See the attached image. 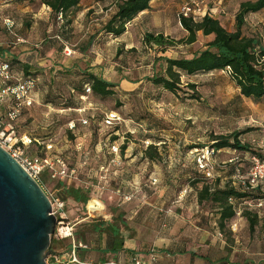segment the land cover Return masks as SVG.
<instances>
[{
    "label": "rangeland",
    "instance_id": "1",
    "mask_svg": "<svg viewBox=\"0 0 264 264\" xmlns=\"http://www.w3.org/2000/svg\"><path fill=\"white\" fill-rule=\"evenodd\" d=\"M120 1L81 0L78 7L62 17L52 15L42 0H0V48L28 64L38 77L35 105L32 104L30 111L18 121L19 132L33 140L25 153L47 156L54 162L57 158L64 160L80 176L71 182L74 187L78 184L98 186L104 179L98 177L95 182L94 177L85 184L78 173L77 163L84 156L83 149H78L79 142L85 141L93 150L101 143L104 150L100 153L106 152L105 144L128 143L137 148L132 151L138 153V158L149 160L146 164L139 161L137 165L141 171L133 182L135 190H154L152 184L161 185L162 180L167 181L166 185L172 190L195 188L192 178L197 174L212 184L214 179L208 178L195 160L202 149L211 148L212 138L217 134L240 132V140L250 144L262 158L256 156L264 159V101L256 103L242 96L227 73L183 75L182 89L177 93L148 79L153 74L156 56L191 57L211 39L200 34L196 43L177 44L163 53L156 46L141 44L140 28L134 27L135 45L126 46L103 30ZM242 1L245 0H208L207 6L227 29L234 30ZM186 2L163 0L154 7V11L159 10L175 20L167 30L170 38L179 39L181 35L179 14ZM244 33L260 36L264 44V9L247 15ZM88 65L90 70L110 81H123L116 95L104 99L90 94L82 100L77 91H72L80 82L79 69ZM187 84H195V90ZM194 91L198 92V98L190 97ZM64 100L71 102V107L54 105ZM6 104L0 109L4 110ZM11 105L9 101L8 106ZM111 111L117 112L121 121L108 127L103 119L105 113ZM149 146L157 153L154 160L147 156ZM120 151L119 148L117 154ZM93 156L97 157L96 153ZM252 156L241 150L229 149L220 155L216 151V173L219 167H225L218 159L223 157L233 159L237 169L247 175ZM107 157L106 153L105 158L109 160ZM41 179L50 198L58 196L65 201V222L74 224L75 238L84 237L87 215L83 204L68 203L69 199H64L62 179L53 177L49 170L44 171ZM70 209H75V213H70ZM70 244V238L55 240L53 250L67 252Z\"/></svg>",
    "mask_w": 264,
    "mask_h": 264
},
{
    "label": "crops",
    "instance_id": "2",
    "mask_svg": "<svg viewBox=\"0 0 264 264\" xmlns=\"http://www.w3.org/2000/svg\"><path fill=\"white\" fill-rule=\"evenodd\" d=\"M161 1L163 0H152L150 8L131 20L129 22L131 28L127 25L121 36L106 34L129 47L135 45L132 38L135 28H140L141 44L146 33H161L168 36L167 30L175 24V20L167 18L159 10L154 11L155 5H160ZM200 34L203 35L199 32L198 35ZM186 35L187 31L182 27L179 39ZM206 37L211 39V36ZM163 53H167V49ZM91 71L97 74L96 71ZM97 75L105 78L101 74ZM37 90L36 88L34 96H37ZM89 96L90 94L87 98ZM6 105L4 110L0 109L1 114L7 110L8 103ZM241 142L244 143L242 140ZM113 144L116 143L105 144L106 152L101 153L100 151L104 150L101 143L95 146V150L94 147L86 145L85 141L83 144L80 141L78 145V149H83L84 153L83 159L77 163L78 173L85 184L92 182L91 179L94 177L97 178L95 182L98 181V177L100 180L104 179L102 184L98 186L78 184L74 187L71 182L80 177L76 169L73 176L60 182L64 192L65 186H73L89 194L88 202L84 205L87 215L84 217L87 218L85 220L87 222L84 223L85 236L78 237L88 246L78 251L82 261L99 263L115 259L128 262L133 256H137L143 264H152L151 255L155 253L157 255L155 264H264V185L251 189L241 186L240 181L236 179V172L239 169L232 162L233 159L218 158L225 167L218 168L212 184H217L220 188L229 184L237 191L249 193L250 196L243 200L234 198L233 203L229 201L234 206L235 215L226 222V231L223 232L219 227V203L211 199L200 201L197 187L172 190L166 185L167 181L162 180L161 185L152 184L154 190H135L133 182L141 171L137 165L139 161L146 164L149 160L145 157L138 158V153L132 151L137 148L128 143L116 144L121 151L119 154L114 153L109 147ZM229 149L232 148L218 150L219 155ZM94 153L97 157L93 156ZM106 153L109 160L105 158ZM102 166L106 171L101 169ZM129 195L130 200L126 199ZM251 202L255 205L262 203V206L248 207L247 203ZM68 203L76 204L72 199H69ZM244 211L257 215L254 231L250 230L249 222L243 215ZM69 212L75 213V209H70ZM83 219L80 223L84 221ZM94 221L116 223L120 229L123 247L111 252L109 250L113 241L111 235L89 231L88 226Z\"/></svg>",
    "mask_w": 264,
    "mask_h": 264
},
{
    "label": "trees",
    "instance_id": "3",
    "mask_svg": "<svg viewBox=\"0 0 264 264\" xmlns=\"http://www.w3.org/2000/svg\"><path fill=\"white\" fill-rule=\"evenodd\" d=\"M81 0H42L54 16L61 15L66 17L68 12L78 7ZM152 0H121L116 4V9L103 26L106 33L115 37L121 36L127 29V24L133 20L139 13L150 8ZM264 9V0H245L239 5L235 16V29H227L217 17L211 14L205 15L202 19L194 21L191 18L180 17V24L187 31V35L180 39L170 38L164 34L146 33L144 43L160 51L175 46L177 44H192L197 41L198 33L204 36H211V40L205 44V47L191 57H169L156 56L153 62V74L148 77L155 85L177 93L182 89L183 75H196L199 73L224 72L227 73L235 85L239 88L240 94L246 98L259 103L264 101V44L260 36L246 35L244 26L246 17L250 13H257ZM8 54H6L7 52ZM0 48V59L9 62L14 73L23 78H36L37 75L32 72L31 67L19 60L8 50ZM80 82L72 91H77L79 96L92 94L101 98L114 96L120 81H110L102 76L95 74L90 70L89 65L79 69ZM124 79V78H123ZM195 90V84H187ZM90 88V93H86V88ZM191 98H198V92L194 91ZM54 103L53 100H47ZM57 103L54 105L63 108L71 107V102ZM34 106V105H32ZM32 106H26L22 110V115L30 111ZM21 115V116H22ZM17 127L18 122H17ZM240 132L234 131L230 134H217L212 138L211 148L215 151L224 148L242 150L252 155H259L258 152L248 143H242ZM193 147V146H191ZM203 147V146H202ZM153 146L147 149V156L150 159H156V151H152ZM193 185L199 188V200L211 199L219 203V227L221 231H226V222L235 215L234 206L229 203V198L243 200L250 196L249 193L237 191L233 186L227 184L220 188L217 184H209L204 181L202 176L197 174L193 178ZM64 199H72L77 204L83 206L88 202L89 194L81 188L66 187ZM243 215L247 218L250 230L254 231L257 223V215L244 211ZM89 231L107 233L113 237L109 247L111 252L117 251L123 247L120 239V229L114 222H92L88 226ZM77 241H80L77 239ZM55 239L52 237L49 250H53ZM70 249V246H69ZM81 249V248H80ZM78 249L77 252L80 250Z\"/></svg>",
    "mask_w": 264,
    "mask_h": 264
},
{
    "label": "built area",
    "instance_id": "4",
    "mask_svg": "<svg viewBox=\"0 0 264 264\" xmlns=\"http://www.w3.org/2000/svg\"><path fill=\"white\" fill-rule=\"evenodd\" d=\"M207 3L208 0H187L181 8L179 22L182 16L198 21L207 14L212 15ZM36 84V78H23L21 75L13 72L9 62L0 59V105L6 104L9 101H11L12 104L8 106L4 114L0 113V146L7 150L43 188L41 176L45 170H49L53 177H59L60 179L73 176L75 170L70 169L61 158L55 159L54 162L47 156L39 157L27 155L25 153V147L29 146L33 140L29 135L19 132L17 122L22 115L23 108L34 104ZM86 93H90L89 87L86 88ZM80 97L83 100L87 98V95H82ZM120 121L121 117L115 111L105 113L103 119L104 125L108 127L117 125ZM82 122L87 123V120L82 119ZM72 126L74 127V125ZM110 149L112 152L117 153L119 151V146L113 144ZM215 152L213 148L207 147L199 152L195 160L197 166L202 169L210 179L215 178L216 168L218 166L214 157ZM101 169L106 171L104 166H102ZM236 179L240 181L241 186L245 189L264 185V159L253 155L251 157V167L247 175L237 170ZM126 199L130 200L131 195L126 196ZM50 200L52 202L53 213L58 219L52 237L56 241L70 238L71 244L70 249L62 254L51 251L47 258L48 264H143L142 260L137 256H133L128 262L115 259L99 263L82 261L78 256L77 250L80 248L86 249L88 246L81 241H77L75 238L74 224L65 222V201L58 196L52 197ZM229 201L233 203L234 198H229ZM247 204L248 207L262 206V203L255 205L251 202ZM49 260L51 261L50 263ZM156 260L157 255L153 253L151 255L152 264H155Z\"/></svg>",
    "mask_w": 264,
    "mask_h": 264
},
{
    "label": "water",
    "instance_id": "5",
    "mask_svg": "<svg viewBox=\"0 0 264 264\" xmlns=\"http://www.w3.org/2000/svg\"><path fill=\"white\" fill-rule=\"evenodd\" d=\"M57 222L44 188L0 146V264H48Z\"/></svg>",
    "mask_w": 264,
    "mask_h": 264
}]
</instances>
